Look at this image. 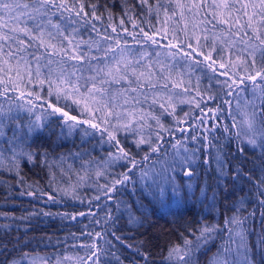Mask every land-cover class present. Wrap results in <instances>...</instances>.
Wrapping results in <instances>:
<instances>
[{
    "label": "trees",
    "instance_id": "trees-1",
    "mask_svg": "<svg viewBox=\"0 0 264 264\" xmlns=\"http://www.w3.org/2000/svg\"><path fill=\"white\" fill-rule=\"evenodd\" d=\"M87 5H97L96 15L101 19L95 20L91 15V8L89 7L88 19L92 21L87 25L83 20L77 18L72 14V19L76 23L67 20L68 13H65V22L68 23V32L73 28L77 29L75 34V41H99L105 33L113 37V40L119 39L122 47L128 52L129 58L135 62L140 59L144 52L148 53L141 64L143 67L138 71H149L148 65H151V71L155 73L153 83L156 84L154 90L144 89V94L147 95V101H144V95L137 98L142 101L136 104L137 112L145 115L146 120H140V124H144L143 131L140 130V124L133 126V131H119L117 138L120 140V146L129 151L131 156L137 160H142L145 153L148 151V145H141L138 149L136 141L143 137L144 139H151L154 143L157 140L155 133L159 131V124L153 116L159 117V123L163 124L165 128H171L175 135L163 133V146L160 148L158 154H153L152 159L147 163H141L140 166L132 173L133 182L125 185H117L118 191L113 196V201H108L103 195V186L111 187L115 178H119V174L125 172L131 167L128 161H116L108 167H104V161L107 159L110 152H115L114 145L107 143V134L104 135V143L101 142V135L95 132L92 136H84L82 131H75L71 137L57 139L60 131V121L53 117H49L48 127L44 133L36 137L33 143L35 148L40 146V150H47V163H42L43 156L34 158L33 162H29L27 158H20V167L16 169L13 167L11 171L8 170L9 162L4 160V165L0 167V245H7L10 255L7 257L3 252H0V264H7L8 259L19 258L23 252H31L33 255L47 256L49 258L48 264H55L57 256L65 257H85L87 256L86 249L82 245L98 244L104 251V256L101 258V264H145L144 258L140 253L135 251L136 247H140V252H146L149 256V264H175V261H165L164 257L168 250L175 244H182L183 240L181 234L188 236V228H197L200 224L207 222L209 224H218L223 230L213 234V239L195 253L196 264H208L209 259L218 250L223 251L226 245L235 247L230 244L228 237V229L224 228L225 216H232L239 207L240 211L237 215L240 218H247L243 220L242 227L246 230L247 243L250 248L251 255L256 264H264V248L258 247V240L264 236V207L260 205L257 197V189L254 182H250L243 175L240 179L233 180L231 172H229L226 181L227 191L225 185L217 188V164L215 157L217 150L215 147H209V142L212 145H223V152L225 162L235 169L239 164L243 173H250L254 180L261 176V164L259 157V150L256 152L250 149L245 150V155H241L237 150V141L235 139L228 140V133L224 132V126L231 127L233 121L229 116V105L225 103L226 100L231 102V112L235 115L237 120L242 119V112H252V86L251 83L240 85L239 88H233L232 93L226 87H222L217 83V80L223 81L225 77L220 76L219 72L215 74V78L204 65H195L187 58L181 60L179 57L173 58L166 47L169 41L175 43L172 39L171 29L176 28L177 24L169 21L167 25L164 24L165 16L163 11L157 16L155 7L157 0H149L146 5H141L140 0H85ZM149 5L152 11L149 12ZM78 7V5H77ZM123 21V25L121 24ZM176 21L179 23V28H183V22H179V15L177 14ZM59 22V13L53 18V23ZM135 22V26H134ZM92 24H95L97 31H93ZM112 26H115L116 32L112 31ZM211 28V25L208 26ZM165 28L168 29V38L163 39L162 36H157L160 40V45H145L143 42V34L141 29L152 34L157 30L162 33ZM127 29V32L124 30ZM48 31L55 30L48 28ZM191 31V25H189ZM213 32L219 29H213ZM131 33V35H129ZM181 39H187L182 32H177ZM197 35L201 36V44L205 45L203 48L206 55L212 50L211 38L207 41L203 39V28ZM22 39H27L23 37ZM63 37H57L52 41L59 45ZM193 47L196 46L195 39L191 40ZM15 46V45H14ZM65 46L67 43L65 42ZM108 47V42H104L101 48ZM218 51L214 54L217 63L227 62L229 60V53L223 50L222 46L217 43ZM81 50L89 52L88 44H82ZM200 51V49H198ZM28 53L40 55L44 53V49L29 48ZM21 55H25L21 53ZM91 55H102L101 52H96L95 47L91 48ZM235 55L231 56V59ZM27 59L31 62L33 71L32 82L27 83L28 77L25 75V91H31L34 94H39L40 101L35 100V96L28 97L37 104L35 111L36 115L41 113L40 104L47 108L49 103L57 104L69 110L71 114L77 115L79 119H88L87 114L81 115L80 109L71 103V100H64L61 98L57 101L56 96L48 95V84L41 85L39 80L45 79L51 70L53 75L60 69V61L67 59L61 54L55 55L49 53L43 55L39 61L41 65L42 76L36 77L35 70L37 62L32 55H27ZM200 59H203L200 57ZM49 60L52 64L49 65ZM16 62L13 61V64ZM69 61L64 67L71 71V64ZM161 65L164 66L161 72ZM230 70V74H231ZM168 88H163L165 83L164 77L169 76ZM243 69L237 72L235 79L243 75ZM15 72H13V76ZM238 75V77H237ZM7 77H5L6 79ZM237 79V81H238ZM183 81L182 87L173 88V83ZM231 83V81H229ZM136 85L133 84L132 87ZM114 88H120L119 85H114ZM124 87H128L126 84ZM247 88V91L243 89ZM185 89H188L185 92ZM2 90V86H0ZM200 91L205 101L201 104V108H196L195 104L181 101H188L196 97V92ZM15 99L17 93H11ZM136 97V93L131 94ZM213 95L216 97V102L207 101V96ZM154 96H163V101L168 100L171 96V104L173 108L168 107L165 112L160 104H152ZM125 97L121 96L117 101V110H122L119 105L123 104ZM10 101L5 97H0V104H3L6 109ZM24 103V101H21ZM259 104V99L255 100ZM71 105V109L66 107ZM239 105V108L237 107ZM247 105V106H246ZM219 107L222 111L213 115L214 110ZM132 110L131 105L128 108ZM51 111V109H48ZM147 113H152V116H147ZM187 113V116L185 114ZM19 118L23 121L29 120V114L24 111ZM31 119H35L32 116ZM203 119L204 123H200ZM264 120V116H258L257 121ZM50 121V122H49ZM126 123V121L112 120V124ZM219 125L218 129H212L213 125ZM150 125V127L148 126ZM83 128H88V125H83ZM179 129H184L181 132ZM211 131H208L210 130ZM90 132L94 131L89 129ZM111 131V129H110ZM236 129H232V134H235ZM10 135V133H9ZM199 136L197 141L191 139L192 136ZM207 137V139H205ZM181 142L176 148L173 147ZM0 144L7 148V144L0 138ZM185 148L189 150L185 153ZM199 151L193 156L191 170L192 177H185L184 171L188 170L185 166L180 170L179 166L176 172L177 182L181 185L183 196L180 202L176 203L169 195L166 201V207L153 201L145 196L141 190L139 183V172L141 169H150L153 164L159 169L164 166L163 162L172 163L176 157L177 151L181 155H189L193 150ZM7 155V153L5 154ZM211 158L209 165H205L206 158ZM159 161V162H157ZM97 172H103L101 176H97ZM192 185V194L189 197L187 185ZM135 186L136 191L133 192ZM201 188L206 191V196H201ZM216 190L215 201L211 199L213 190ZM65 190L69 193H74L77 197L73 199L71 195H65ZM25 193L21 195L20 193ZM34 192L36 196H28L26 193ZM41 193H44L41 196ZM49 195L55 196V202L48 200ZM100 196V201L97 202L94 197ZM244 197L241 207L240 198ZM126 201L132 205L133 210L137 216L142 218L140 225H128L127 214L121 210L116 212L115 200ZM143 204L145 208H139V204ZM99 204V207L97 206ZM107 205V206H105ZM109 209L112 210L114 217L113 221L105 222ZM84 212L86 215L79 216L78 213ZM44 213H51V215H44ZM61 214H67L63 216ZM76 219L72 220L71 217ZM99 221V223H97ZM239 229L234 228V231ZM115 231L117 235L123 237L124 243H118L113 240L111 232ZM97 232L107 233L105 238L99 239L96 237ZM89 233L91 235H89ZM199 235V232L196 233ZM189 239L195 242V236H189ZM111 240L115 247H110L105 241ZM14 245L18 248L16 251H11ZM127 245H132L131 248ZM115 253V256H113ZM116 257L119 259L117 260ZM66 264H74L73 262H66Z\"/></svg>",
    "mask_w": 264,
    "mask_h": 264
},
{
    "label": "snow or ice",
    "instance_id": "snow-or-ice-1",
    "mask_svg": "<svg viewBox=\"0 0 264 264\" xmlns=\"http://www.w3.org/2000/svg\"><path fill=\"white\" fill-rule=\"evenodd\" d=\"M141 5H146L149 0H140ZM78 5V7H77ZM89 7L91 8V15L93 19L99 20L100 16L96 15L97 5H87L85 0H0V97L7 98L10 101L9 106L5 109L3 104H0V138H3L7 144V148L3 144H0V167L4 165V160L9 162L8 170L11 171L14 168L19 169L20 158H27L29 162H33L34 158L43 156L42 163H47V150H40V146L33 147V143L36 137L42 135L48 127L49 117H53L60 121L57 139L71 137L75 131H82L84 136H92L95 132H99L101 135V142L104 143V135L107 134V143L114 145L115 152H110L107 159L103 162L104 167L110 166L116 161H128L131 167L125 172L119 174V178H115L111 187L103 186V195L108 201H113V194L118 191L117 185H125L126 183L133 182L132 173L137 169L141 163H147L152 159L153 154H158L160 148L163 146L164 136L163 133H168L174 136L175 133L171 128H165L163 124L159 123V117L153 116V119L159 124V131L155 133L157 140L154 143L151 139H144L141 137L136 141V146L139 149L141 145H148V151L143 156L142 160H137L134 156H131L129 151L120 146L121 142L117 138V133L121 130L126 132L133 131V126L140 124V120H146L145 115L137 112L135 108L136 104L142 103L137 97L144 95V101H147L148 97L144 94V89L154 90L156 84L153 83V77L155 73L151 71V65H148L149 71H138L143 67L141 61L148 56L147 52H144L139 60L133 62L128 55V52L121 46L119 39L113 40V37L104 34L99 41H75L76 28H73L71 32H68V23L65 22V13H68L67 20L72 23H76L72 19V14L87 25L92 23L89 17ZM153 9L149 5V12ZM163 11L165 16L164 24L167 25L169 21L177 24L176 28L171 29L173 35L172 39L175 43L169 41L164 47L168 49L169 54L175 59L179 57L181 60L187 58L195 65H204L213 76L210 79L215 78V74L219 72L220 76L225 77L223 81L217 80L218 84L222 87H226L229 90V94L232 93L233 88H239L240 85H246L251 83L252 86V112H242V119L237 120L235 115L231 112V102L226 100L225 103L229 105V116L231 117L233 124L231 127L224 126V132L228 133L226 139L237 141L236 150L243 156L245 150L250 149L253 152L259 150L260 164H261V176L258 179L253 178L250 173H243L242 168L238 164L233 170L231 166L225 162L224 157L221 155L223 152V145H212L209 142V147H215L217 155L215 162L217 164V188L221 185H225V191H227L226 181L231 172L233 180L240 179L243 175L250 182H254L257 189V197L259 198L260 205L264 207V120L257 121L258 116H264V0H157L155 12L157 16ZM59 13V22L53 23V18ZM177 14L179 15V22H183L184 27L179 28V23L176 21ZM123 25V21H121ZM189 25H191V31H189ZM211 25V28L208 26ZM135 26V22H134ZM55 30L53 32L48 31V28ZM203 28V39L205 41L211 38L212 50L206 55L203 48L205 45L201 44V36L197 35ZM93 31L98 30L95 24H92ZM213 29H219V31L213 32ZM112 31L116 32L115 26H112ZM127 32V29L124 30ZM143 34V42L145 45L149 43L151 45H160V40L157 36H162L163 39L168 38V29L161 33L160 30L149 34V32L141 29ZM177 32H182L187 39H181ZM23 37L27 39H22ZM131 35V33H129ZM63 37L59 42V45L52 43L57 37ZM195 39L196 46L193 47L191 40ZM65 42L67 46H65ZM104 42H108V47L101 48ZM219 43L223 50L229 53V60L227 62L217 63L214 58V54L218 51L216 45ZM82 44H88L90 47L89 52H83L81 50ZM15 45V46H14ZM95 47L96 52H101L102 55H91V48ZM29 48L44 49V53L35 55L28 53ZM200 49V51H198ZM55 55L61 54L62 59L60 61V69L53 75L52 71H49V75L45 79L39 80V83L43 85L48 84V95L56 96L57 101L61 98L64 100H71V103L76 105L80 109L81 115L87 114L88 119H79L77 115H73L69 110H65L64 107H60L57 104L49 103L47 108H44L43 104H40L41 113L35 114L37 104L28 97L35 96V100L40 101L39 94H34L31 91H25V75H27V83L32 82L33 71L31 62L27 59V55H32L33 59L37 62L35 70L36 77L43 75L41 72V65L39 61L43 58V55L49 53ZM24 53L25 55H21ZM235 55V59H231V56ZM202 57L203 59H200ZM13 61L16 63L13 64ZM71 64V71H68L64 65L68 62ZM49 65L52 64V60H49ZM243 69V75L239 76L238 81L234 78ZM164 66L161 65V72H163ZM230 70L231 74H230ZM13 72L15 75L13 76ZM5 77H7L5 79ZM171 78V72L168 77H164L165 83L163 88L167 89L168 79ZM231 81V83H229ZM128 87H124V85ZM135 84V87L132 85ZM119 85L120 88L116 89L113 86ZM183 81L179 83H173V88L182 87ZM247 91V88L243 89ZM188 89H185L187 92ZM11 93H17L15 99H13ZM136 93V97L131 94ZM125 97L123 104L119 105L122 110H117V101L119 98ZM259 99V104L255 103V100ZM172 97L169 96L168 100L163 101V96H154L152 104H160V107L167 112L168 107L173 108V114L175 112V106L171 104ZM24 101V103H21ZM205 101L204 95L200 92H196V97L188 101H181V103L195 104L196 108H201V104ZM207 101L215 103L216 97L213 95L207 96ZM168 105V107L165 106ZM131 105L132 110L128 108ZM247 106V105H246ZM71 109V105H66ZM239 108V105H237ZM51 109V111H48ZM26 111L29 114V120L23 121L19 118L22 112ZM222 111L217 107L213 115ZM147 116H152V113H147ZM35 116V119H31ZM187 116V113L185 114ZM126 121V123L112 124V120ZM50 122V121H49ZM200 123H204L201 119ZM83 125H88V128H83ZM144 124H140V130L143 131ZM150 127V125H148ZM219 125H213L212 129H218ZM236 129L235 134H232V129ZM89 129L94 131L90 132ZM111 129V131H110ZM181 132L184 129H179ZM208 131H211L208 130ZM10 133V135H9ZM193 141H197L199 136H192ZM207 139V137H205ZM181 142L177 140V143L173 145L174 148L179 146ZM199 151L193 150L192 154L181 155L179 151L176 153V157L172 163L167 161L163 162L162 167L157 169L153 164L150 169H141L139 172V183L141 190L145 196L150 198L153 203H159L161 206L166 207V201L169 195L176 203L180 202V198L183 196V190L181 185L177 182L176 172L178 166L180 170H183L185 166H188V170L184 171L185 177H192L193 171L191 170V164L193 162V156ZM189 150L185 148V153ZM7 153V155H5ZM159 162V161H157ZM211 158H206L204 163L209 165ZM103 172H97V176L103 175ZM189 197L192 194V185H187ZM135 186L133 192H135ZM25 195V193H20ZM28 196H36L34 192L26 193ZM44 193H41L43 196ZM65 195H71L73 199H76L74 193H69L65 190ZM206 191L201 188V196H206ZM217 193L213 190L211 199L215 201ZM99 202L100 196L94 197ZM48 200L55 202V196L49 195ZM244 197L240 198V204L242 207ZM116 212L127 214L128 225H140L142 224V218L135 214L132 205L126 201L115 200ZM139 204V202H138ZM99 207V204L97 205ZM107 206V205H105ZM139 208L143 209L145 206L139 204ZM240 208L237 207L232 216H225L224 228L228 229V237L231 245H226L221 252L220 250L209 259L208 264H256L253 259L250 248L247 243L246 230L242 227L243 220L237 213ZM2 215V214H0ZM44 215H51V213H44ZM66 216L67 214H61ZM79 216H84L86 213L80 212ZM264 215V213H262ZM116 217L111 209L106 216V223L113 221ZM75 220L76 217H71ZM99 223V221L97 222ZM234 228L239 229L234 231ZM223 228L218 224H209L204 222L197 228H188V236L181 234L183 243L175 244L168 250L167 255L164 257L165 261H175V264H196L195 253L204 248L209 241L213 239V234L222 231ZM199 232V235L196 233ZM89 235H91L89 233ZM107 233L97 232L96 237L104 239ZM113 240L123 244V237L117 235L115 231L111 232ZM189 236H195V242L189 239ZM110 247H115L111 240L105 241ZM259 248H264V236L257 242ZM88 253L85 257L65 256L59 257L55 261V264H66V262H73L74 264H101V258L104 256L103 249L96 243L91 245H82ZM131 248L132 245H127ZM17 245H14L11 251H16ZM135 251L140 253L145 264H149L148 253L140 252V247H136ZM0 252H3L7 257L10 255V251L7 245H0ZM115 256V253H113ZM118 260L119 258L116 257ZM49 258L47 256L33 255L31 252H23L19 258L8 259L7 264H48Z\"/></svg>",
    "mask_w": 264,
    "mask_h": 264
},
{
    "label": "rangeland",
    "instance_id": "rangeland-1",
    "mask_svg": "<svg viewBox=\"0 0 264 264\" xmlns=\"http://www.w3.org/2000/svg\"><path fill=\"white\" fill-rule=\"evenodd\" d=\"M235 59V56H234V58H233V60ZM237 77H238V75H237ZM238 78H236V80H237Z\"/></svg>",
    "mask_w": 264,
    "mask_h": 264
}]
</instances>
